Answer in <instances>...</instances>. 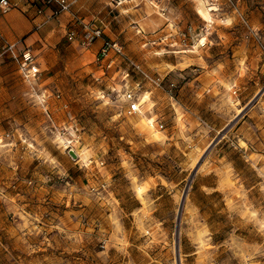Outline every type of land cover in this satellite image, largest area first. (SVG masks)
<instances>
[{
    "label": "rangeland",
    "instance_id": "1",
    "mask_svg": "<svg viewBox=\"0 0 264 264\" xmlns=\"http://www.w3.org/2000/svg\"><path fill=\"white\" fill-rule=\"evenodd\" d=\"M106 11V20L115 15L111 40L167 76L173 96L143 82L147 100L125 115L112 91L122 93L118 67L95 81L97 53L75 42L48 63L37 58L50 124L14 61L1 57L0 135L14 138L0 142V264H264L259 43L205 0ZM247 14L264 46V0H251ZM58 130L73 135L74 159Z\"/></svg>",
    "mask_w": 264,
    "mask_h": 264
},
{
    "label": "built area",
    "instance_id": "2",
    "mask_svg": "<svg viewBox=\"0 0 264 264\" xmlns=\"http://www.w3.org/2000/svg\"><path fill=\"white\" fill-rule=\"evenodd\" d=\"M25 2L32 4L36 9L37 15H44L49 13L47 19H56L62 14L68 13L72 6L69 0H24ZM135 0H109L110 6L114 10H118L123 6L134 2ZM207 9L214 14V16H220L224 20L226 17L235 19L239 26L246 30V35L253 38L259 43L261 51L264 53V46L259 42L260 37L258 31L251 25L247 14V6L251 3V0H205ZM0 9L3 13L8 12L11 7L8 6L3 0L0 1ZM191 28L187 29V32L179 34L180 46L188 47V38ZM137 34H142L141 30H136ZM67 41L70 43L77 42L78 46L82 50H86L96 41L101 40V45L94 58V65L96 67V73H101L100 76L93 77L95 81H100L102 77L106 76V72L111 70L115 65L118 67L117 73L121 75V91L112 89L116 94H121L122 102L125 104L124 114L127 116H133L138 114L139 107L145 94H150L148 91H142L144 82L154 88L164 90L165 93L172 97L175 91V84L168 79L167 76H160L158 74H150L148 71L142 68V66L130 58L124 51L123 47L116 41L104 39L103 30L99 27H94L90 23L81 22L76 20L66 33ZM193 48V47H192ZM5 55H9L10 58L16 64L19 74L23 81L30 85V92L33 95H37L40 99L41 105L44 107V113L50 124H54L50 113L47 109V99L45 92L37 94L36 84L40 80L41 71L37 66L34 57L29 51H25L21 54L17 53L14 44L4 43L0 48V58ZM234 88V87H233ZM233 95H236V90L232 91ZM55 99H60L61 95L56 94ZM66 108V104L62 106ZM14 138L13 130H8L0 135V142L9 141L12 142ZM73 135L67 133V130L57 131V140L61 143L62 140L67 142L64 146L67 152L72 150L74 143Z\"/></svg>",
    "mask_w": 264,
    "mask_h": 264
},
{
    "label": "crops",
    "instance_id": "3",
    "mask_svg": "<svg viewBox=\"0 0 264 264\" xmlns=\"http://www.w3.org/2000/svg\"><path fill=\"white\" fill-rule=\"evenodd\" d=\"M3 1L11 9L6 13L0 9V48L4 43L14 44L17 53L29 51L35 58V62H38V59L47 62L48 54L53 53L58 57L62 53L68 52L71 46H74L75 43L67 41L66 33L76 20L101 28L103 38L111 40L110 22L115 19V15L106 20L105 17L108 14L106 8L109 7L110 12L116 11L120 15L126 13L128 8L136 2L135 0L118 10H114L109 4V0H69L72 6L68 13L62 14L56 19L48 20V12L44 15H37L35 7L24 0ZM135 28L141 30L145 36L144 30L140 26L136 25ZM149 38L152 39L153 37L150 36ZM101 42L100 39L94 42L90 48L91 55L98 52ZM4 57L11 59L9 55ZM38 67L40 70L41 67ZM94 68L96 67L94 66Z\"/></svg>",
    "mask_w": 264,
    "mask_h": 264
},
{
    "label": "water",
    "instance_id": "4",
    "mask_svg": "<svg viewBox=\"0 0 264 264\" xmlns=\"http://www.w3.org/2000/svg\"><path fill=\"white\" fill-rule=\"evenodd\" d=\"M68 154L74 159L75 158V156H74V154L70 151V152H68Z\"/></svg>",
    "mask_w": 264,
    "mask_h": 264
},
{
    "label": "bare ground",
    "instance_id": "5",
    "mask_svg": "<svg viewBox=\"0 0 264 264\" xmlns=\"http://www.w3.org/2000/svg\"><path fill=\"white\" fill-rule=\"evenodd\" d=\"M200 45L202 46L203 43H201ZM146 100H147V97L145 96V98L143 99V102L142 103H144Z\"/></svg>",
    "mask_w": 264,
    "mask_h": 264
}]
</instances>
